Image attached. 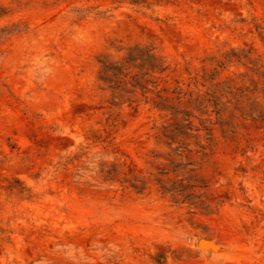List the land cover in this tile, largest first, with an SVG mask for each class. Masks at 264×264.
Wrapping results in <instances>:
<instances>
[{
  "label": "rangeland",
  "instance_id": "rangeland-1",
  "mask_svg": "<svg viewBox=\"0 0 264 264\" xmlns=\"http://www.w3.org/2000/svg\"><path fill=\"white\" fill-rule=\"evenodd\" d=\"M0 264H264V0H0Z\"/></svg>",
  "mask_w": 264,
  "mask_h": 264
},
{
  "label": "water",
  "instance_id": "water-1",
  "mask_svg": "<svg viewBox=\"0 0 264 264\" xmlns=\"http://www.w3.org/2000/svg\"><path fill=\"white\" fill-rule=\"evenodd\" d=\"M201 240L206 241L207 244L206 245L201 244ZM197 246L203 251L217 252L219 250L217 244L213 243L211 240L204 237H200L197 240Z\"/></svg>",
  "mask_w": 264,
  "mask_h": 264
},
{
  "label": "trees",
  "instance_id": "trees-1",
  "mask_svg": "<svg viewBox=\"0 0 264 264\" xmlns=\"http://www.w3.org/2000/svg\"><path fill=\"white\" fill-rule=\"evenodd\" d=\"M181 129H182V126H179V127L176 128V130H178V131H180L182 133Z\"/></svg>",
  "mask_w": 264,
  "mask_h": 264
},
{
  "label": "bare ground",
  "instance_id": "bare-ground-1",
  "mask_svg": "<svg viewBox=\"0 0 264 264\" xmlns=\"http://www.w3.org/2000/svg\"><path fill=\"white\" fill-rule=\"evenodd\" d=\"M201 244H203V245H206V244H207V242H206V241H204V240H201Z\"/></svg>",
  "mask_w": 264,
  "mask_h": 264
}]
</instances>
